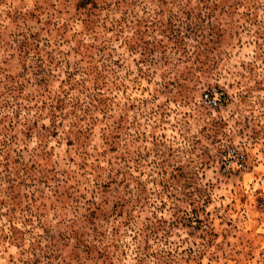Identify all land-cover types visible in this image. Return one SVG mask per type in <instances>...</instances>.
<instances>
[{
	"label": "rangeland",
	"instance_id": "rangeland-1",
	"mask_svg": "<svg viewBox=\"0 0 264 264\" xmlns=\"http://www.w3.org/2000/svg\"><path fill=\"white\" fill-rule=\"evenodd\" d=\"M0 264H264V0H0Z\"/></svg>",
	"mask_w": 264,
	"mask_h": 264
},
{
	"label": "built area",
	"instance_id": "built-area-1",
	"mask_svg": "<svg viewBox=\"0 0 264 264\" xmlns=\"http://www.w3.org/2000/svg\"><path fill=\"white\" fill-rule=\"evenodd\" d=\"M223 97L221 93H210V94H203L202 102L210 107V108H217L220 106Z\"/></svg>",
	"mask_w": 264,
	"mask_h": 264
}]
</instances>
